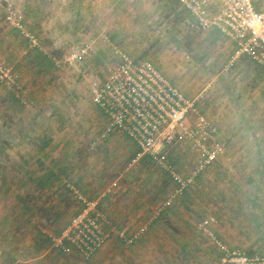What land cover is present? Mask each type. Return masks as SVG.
Segmentation results:
<instances>
[{
  "label": "rangeland",
  "instance_id": "1",
  "mask_svg": "<svg viewBox=\"0 0 264 264\" xmlns=\"http://www.w3.org/2000/svg\"><path fill=\"white\" fill-rule=\"evenodd\" d=\"M8 8L23 14L47 53L5 21ZM190 20L176 0H0V59L21 87L0 84V242L13 256L8 264H215L222 251L199 229L210 216L227 249L264 256L263 79L252 62L238 64L228 39ZM90 41L94 49L74 66L49 56L63 58ZM113 46L149 60L194 98L225 145L159 215L174 186L168 174L150 159L127 169L136 151L126 137L98 139L103 122L89 87L116 62ZM163 155L183 173L196 158L185 141L167 145ZM115 179L103 212L129 234L147 227L135 243L114 234L101 254L83 261L40 242L78 210L71 187L98 197Z\"/></svg>",
  "mask_w": 264,
  "mask_h": 264
},
{
  "label": "built area",
  "instance_id": "2",
  "mask_svg": "<svg viewBox=\"0 0 264 264\" xmlns=\"http://www.w3.org/2000/svg\"><path fill=\"white\" fill-rule=\"evenodd\" d=\"M176 1L190 15L193 27L217 29L235 43L234 59L248 57L264 75V10L258 9L254 0ZM5 21L20 32L31 48L47 53L37 35L27 27L19 10L8 8ZM94 43H83L63 58L49 56L58 66H74L86 59L94 49ZM112 52L116 62L107 66L102 76L92 80L89 87L104 119L98 139L124 134L138 149L129 160L127 169L148 156L168 174L174 186L156 212L159 215L193 187L198 175L224 153L225 145L219 138L218 129L198 112L196 100L184 94L153 63L146 59L135 60L118 46H113ZM0 84L10 89H21L13 67L1 59ZM180 141L187 142L196 153L189 173L181 172L163 155L167 145ZM118 184V179L113 180L104 193L95 198L71 187L78 210L60 233L50 236L51 247L63 253L74 249L83 261H88L107 244L114 232L125 244L135 243L147 227L129 234L115 228L101 208L102 199ZM215 222V218L210 216L199 223V229L213 238L223 252L215 264H264V256L227 249L211 228Z\"/></svg>",
  "mask_w": 264,
  "mask_h": 264
},
{
  "label": "crops",
  "instance_id": "3",
  "mask_svg": "<svg viewBox=\"0 0 264 264\" xmlns=\"http://www.w3.org/2000/svg\"><path fill=\"white\" fill-rule=\"evenodd\" d=\"M255 1V5H256V7L258 8V9H260V10H264V5L261 3V1H259V0H254ZM182 8V7H181ZM183 9V8H182ZM185 11V10H184ZM186 12V11H185ZM188 14V13H187ZM189 15V14H188ZM189 17H190V15H189ZM191 18V17H190ZM196 28V27H195ZM210 31H211V33L210 34H215L216 36H219V37H223L224 39H228V41H230V43H231V47H232V51H233V55H234V53H235V43L231 40V39H229V38H227V37H225L224 35H222L217 29H210ZM212 34V35H213ZM235 59H238V64L239 65H241V63L239 62L240 60H244V62H246V63H251L252 61L248 58V57H246V56H240V57H238V58H235ZM253 63V62H252ZM251 63V64H252ZM237 64V63H236ZM252 65H254L253 67H254V69H256L257 71H259L260 72V74H261V76H262V79H263V83H264V75H263V71H262V69L260 68V67H258L256 64H252ZM97 107V106H96ZM97 109H98V111H99V113H100V115H101V121L103 122V125H104V119H103V116H102V113H101V111L99 110V108L97 107ZM115 136L116 137H118V136H124V137H126L130 142H131V144L132 145H134V147H135V151H136V153H137V151H138V149H137V146L134 144V142H132L127 136H125L124 134H121V133H116L115 134ZM135 155V154H134ZM133 155V156H134ZM142 159H149V157H147V156H144V157H142L141 159H140V161L142 160ZM140 161H138V162H140ZM136 165V164H135ZM135 165H133V166H135ZM132 166V167H133ZM130 169V168H129ZM173 183V182H172ZM92 198H95V197H92ZM101 208H102V210H103V205L101 204ZM104 211V210H103ZM40 232H42V234H44L43 233V231H40ZM114 234H116V232H114L113 233V235ZM44 236V235H43ZM50 236L51 235H48V236H46V237H48L49 239H50ZM1 242H3V241H1ZM0 242V264H8L9 263V260L8 259H10V258H12L11 257V255H10V253H8V252H5L4 253V248H3V245H1L2 243ZM48 243H50V242H48ZM109 243H111L110 242V240L107 242V244L103 247V248H105V247H107V246H109ZM4 244V243H3ZM49 245H51V243L49 244ZM6 246V245H5ZM52 248V247H51ZM102 248V249H103ZM6 249L8 250V246L6 247ZM52 249H54V248H52ZM101 249V250H102ZM101 250H99L97 253H98V255L99 254H101ZM70 254H76V255H78L80 258H81V256L74 250V249H72L70 252H69ZM96 253V254H97ZM221 254H223V252H221ZM76 259V258H75ZM74 259V260H75ZM18 261H16V263H17Z\"/></svg>",
  "mask_w": 264,
  "mask_h": 264
},
{
  "label": "trees",
  "instance_id": "4",
  "mask_svg": "<svg viewBox=\"0 0 264 264\" xmlns=\"http://www.w3.org/2000/svg\"><path fill=\"white\" fill-rule=\"evenodd\" d=\"M148 157V156H147ZM150 159V158H149ZM151 160V159H150ZM50 176H51V174L46 178L47 180H46V182L44 183V184H49V183H51L52 182V178L50 179ZM53 177L54 178H56L57 176H55V175H53ZM61 232V231H60ZM40 240V242H42V243H48V242H50V239L48 238V237H45V239L43 238V239H39ZM39 242V243H40ZM247 254L248 255H254V253L253 252H247Z\"/></svg>",
  "mask_w": 264,
  "mask_h": 264
}]
</instances>
